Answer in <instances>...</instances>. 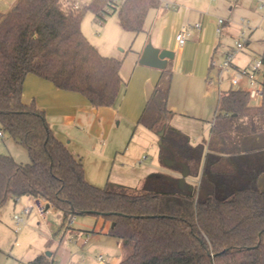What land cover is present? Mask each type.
Listing matches in <instances>:
<instances>
[{
  "label": "trees",
  "instance_id": "obj_1",
  "mask_svg": "<svg viewBox=\"0 0 264 264\" xmlns=\"http://www.w3.org/2000/svg\"><path fill=\"white\" fill-rule=\"evenodd\" d=\"M111 3V4H110ZM110 10H106L108 5ZM161 0H18L0 12V124L23 145L29 161L0 153V208L9 199H44L66 218L93 214L114 223L108 233L130 248L118 264H264V56L262 96L221 91L208 140L193 144L171 125L172 72L164 69L138 119L159 136L161 153L202 162L198 183L151 174L143 189L88 181L82 161L53 131L46 112L25 101L28 74L84 95L93 106L114 105L122 91L123 59L105 55L82 30L86 12L104 21L118 10L124 29L144 30ZM190 187V188H189ZM28 264H52L41 254Z\"/></svg>",
  "mask_w": 264,
  "mask_h": 264
},
{
  "label": "crops",
  "instance_id": "obj_2",
  "mask_svg": "<svg viewBox=\"0 0 264 264\" xmlns=\"http://www.w3.org/2000/svg\"><path fill=\"white\" fill-rule=\"evenodd\" d=\"M17 1L0 0V12L10 10ZM69 1L81 6L76 0ZM161 1V6L149 10L144 30L139 33H134L135 39H138L139 43L137 47H131L129 49L131 53V65L125 69V56L110 55L123 59L121 73L124 84L121 94L114 105L95 107L84 95L74 91L59 89L52 82L44 78L37 75L32 76L35 74H28L25 78L23 89L24 100L27 98L26 88L29 85L35 89L33 97L37 99L41 106L46 108L47 119L51 128L62 141L66 143V140H68L66 143L68 148L85 165L86 178L96 186H99L105 179V176H107L105 185L107 182H113L136 187L143 183L149 175L157 172V168L153 163H143V161H140L141 165L132 163L130 161L132 156L130 155L123 154L120 162L116 160L119 150H122L126 146L127 136L133 124H137L136 120L139 119L142 113L141 111L145 107L144 103L153 93L164 69L172 72V82L168 98V107L173 112L170 123L189 135L193 144H198L200 142L197 143V141L204 135V122L206 121V116H208L205 111L208 109V106L212 111L214 101L217 107L221 91L236 89L231 79L239 69L250 70L254 64V60L257 58L262 59L264 56L263 54L260 56L257 54L253 55L250 61L244 65L237 63V61L234 63L233 59V66L229 70H220L218 66L213 65V61L220 58L225 59L227 52L233 47L224 43V37L231 36L236 41L242 34L246 20L242 19L240 23H233L231 25L230 21L225 19L223 30L221 33H218V17L210 14L209 8L195 4L187 5L188 3H184L182 0ZM196 23H200L201 27H195ZM248 27L250 26L247 25L246 33ZM182 29L187 32V41L184 45H180L176 40V35ZM149 43L156 48H165L174 52V57L168 59L165 68L148 66L139 62L141 54ZM98 49L101 52L100 48ZM240 51L244 54L248 52L245 50V45ZM227 72L231 73L232 77L227 84H224L222 76ZM40 78L50 82L55 88L45 84ZM262 79L263 74L261 72L258 75V80L262 82ZM239 84H248V87L243 86L239 88L246 91H249L253 87L250 86L251 83L247 75L240 77L239 83L236 86ZM131 89H133V92H131ZM74 94L79 95L77 100L82 102L81 106L74 112L58 111L57 108L64 109L66 103L71 104V102H74L75 104ZM41 97L45 98L44 102L48 100L50 105H44L45 103H42ZM256 98L261 101V96L251 97V100ZM125 104L129 107V110L132 108V110H137V113L134 112L132 116L129 111L123 112V106ZM54 106H57V108ZM213 120L210 123L211 126ZM211 126L209 129V137L206 140L210 138ZM84 128L87 129L90 135L97 139L98 147L88 149L85 145L79 143L78 133L82 132ZM3 136L4 134L0 135L1 138ZM9 142L10 138L7 140V143ZM2 147L5 146L0 145V153L12 154L18 160L11 151H1L3 150ZM125 148L127 149L128 147ZM163 155L161 153L162 157ZM194 162L196 161H190V164ZM197 164L199 168L193 174L192 184L199 182L198 179H200L199 176L202 174L204 160ZM102 173H104L102 178L98 177ZM261 176L262 174L257 179L259 183ZM36 201L37 199L32 196L22 195L9 199L6 203L7 205L3 206L4 208L6 207L5 212L13 210L14 217L16 214H19L23 217V222H27L21 235H19L20 238L26 237V239L23 241L19 238L14 243V247H20L22 249L18 256L21 259L19 261L23 264H28L29 261L41 254H46L52 264H68L72 262L75 252L68 248V245H64L66 234L74 236L76 245L79 244L81 247L92 239L102 241L104 238L103 234L110 235L108 231L112 223L103 217L95 216L97 221L101 222V230L94 228L92 230L76 228L74 227L77 222L76 216H74L73 222L69 224V218H66L60 210L49 202L46 205V213L41 215L36 206ZM27 207H31L29 213L24 212ZM4 208L1 207L0 211ZM5 212H2V215ZM33 213H35V216L30 219L29 216ZM39 217H41L40 219L43 222L38 220ZM48 218H51V221ZM66 225L72 227L73 230L68 232L65 227ZM108 243L112 246V251H109L112 260H114L112 264H118L127 252L125 245L118 238L115 242L109 240ZM54 244L55 249L48 251L50 254L44 253L45 249ZM31 252H34L33 257L29 255ZM99 255L103 256V260H98ZM99 255L96 256L99 264H106L104 254L101 253ZM1 257L0 263L2 262Z\"/></svg>",
  "mask_w": 264,
  "mask_h": 264
},
{
  "label": "rangeland",
  "instance_id": "obj_3",
  "mask_svg": "<svg viewBox=\"0 0 264 264\" xmlns=\"http://www.w3.org/2000/svg\"><path fill=\"white\" fill-rule=\"evenodd\" d=\"M81 6L88 5L92 0H76ZM184 3H188L187 5H198L201 7L209 8V13L212 15H215L217 17H221L224 19H227L230 21V24L233 23H240L242 19L246 20L248 27L247 33L244 37L241 38L242 42L245 43V50L246 54L241 51L236 52L235 56L233 57L234 63L237 61L239 64H247L251 57L253 55L260 56L261 54L264 55V0H182ZM118 6H120L123 2V0H117ZM248 21V22H247ZM82 30L87 35L89 40L98 48H100L101 52L103 54L108 55H119L121 57H126L124 68L127 69V66L131 65L130 61V52L129 49L131 47H137L138 46V39H135L134 32L128 31L124 29L121 25L120 18L118 15V10L107 14L104 21H100L96 18L95 13L92 10H88L83 18L82 21ZM223 38V36H222ZM224 43L227 45L235 46V39L231 36L224 37ZM129 52V53H128ZM106 54V55H107ZM129 54V56H128ZM219 57V56H217ZM215 60V59H214ZM223 58L216 59L213 62H216L217 64L221 63ZM124 69V72H125ZM36 76V75H32ZM232 77V74L227 72L222 76V80L224 84H227V82L230 81ZM39 78V77H37ZM41 79V78H40ZM43 80V79H41ZM45 84H48L52 88H55L50 82L44 81ZM240 85V84H239ZM234 85L236 89H239L243 86L248 87L247 85H240V86ZM252 87V85L250 84ZM244 89V88H243ZM131 92H133V89H131ZM35 94V89L30 87L29 85L26 88V100L25 101H31L34 100L42 109L45 110L46 108L41 106L37 99L33 97ZM67 94V93H66ZM73 94V93H72ZM74 99L76 100L75 104L74 102L66 103V107L64 109L57 108V106H54L57 108L60 112H74L76 109L81 106L82 102H79L77 98H79V95H73ZM76 96V98H75ZM40 97V96H39ZM81 98V97H80ZM44 105H50L48 103V100L44 102L45 98H40ZM194 99L196 100L195 96ZM139 101V100H138ZM147 101V100H146ZM146 101L144 105L146 104ZM144 102V100H142ZM196 102V101H195ZM259 99H253L251 100L252 104H259ZM126 103V102H125ZM209 105V104H208ZM215 106V101H214ZM211 111L209 106L208 109L205 111L206 115V121L205 129H204V135L199 138L198 142L203 141V139H207L209 137V129L211 126V122L214 118L216 111V106ZM131 110V112H130ZM129 110V107L125 104L123 106V112H128L134 114V112L137 113V110H132V108ZM142 112V111H141ZM47 116V112H46ZM137 124H133L126 141L127 149L124 147L122 150H119L118 152V158L116 161L120 162L122 159V155H130L132 158L130 161L134 164L141 165L140 161H143V163H153L154 166L157 168V172L153 174H163L168 176L169 178L177 179L178 184H180V178L182 176V172L184 170L183 165L187 164L185 163L180 157L175 156L172 151L165 152L163 155L166 157L161 156V143L159 138V132L152 131L148 129L143 123H139L138 119L136 120ZM0 129L3 131V138L0 137V145H3L5 147H2L4 152H12L15 154V157L19 161H29V155L27 153L26 148L15 141L11 137V135L2 129V126L0 124ZM78 137L80 139L79 143L81 145H85L86 148L91 149L92 147L97 146V139H95L92 135H90L87 131V129H83L82 132L78 133ZM10 138V142L7 143V140ZM68 140H66V143ZM98 147V146H97ZM11 149V150H10ZM130 162V164H131ZM198 162L191 163L188 162L189 172L187 175V186L193 185L191 180L193 179V174L196 172L198 167ZM85 166V165H84ZM201 172V171H200ZM104 173L99 174L98 177L102 178ZM96 177V176H95ZM200 177V176H199ZM260 187L264 189V172L262 173V176L260 177ZM95 179V178H94ZM97 179V178H96ZM200 180V179H198ZM107 181V176H105V179L101 184H97L101 187L105 185ZM145 181L135 188L137 189H143L145 185ZM190 188V187H189ZM7 205V204H5ZM4 205V206H5ZM4 208V207H2ZM6 208V207H5ZM2 209L0 211V256H2V262L0 264H23L19 260L20 256H18L22 249L20 247H14V243L20 238L19 235H21L23 229L25 228L26 223L17 224L16 219L13 216V210H10L8 212H5L6 209ZM2 212H5L2 215ZM36 213V212H35ZM35 213L30 215V219H32L35 216ZM38 214V213H37ZM39 216V215H38ZM77 218V222L74 225L76 228L81 229H90L92 228L96 230H101V222L97 221V218L93 214H80L75 215ZM39 221L43 222L42 219ZM101 219V218H100ZM25 220V218H24ZM48 220L51 221V218H48ZM66 229L69 231H72L73 228L69 225L65 226ZM104 238L102 241H97L96 239L89 240L86 245L81 247L79 244L76 245V240L74 239V236H71V234H66V237L64 238V245L68 248L72 249L75 252V256L72 260V262L68 264H99V262L96 259V256L103 253L104 259L106 261V264H112L114 260H112V256H110L109 251H112V246L109 242V240H112V242H115L117 239L116 237L112 235H104ZM21 240H25L26 237H21ZM111 246V248H110ZM113 247H115L113 245ZM117 248V247H116ZM125 250H127L124 258L130 253L131 249L125 246ZM55 244L51 245L49 248L44 250V253H47L48 251L54 250ZM33 253L31 252L29 255H32L30 257H33Z\"/></svg>",
  "mask_w": 264,
  "mask_h": 264
},
{
  "label": "built area",
  "instance_id": "obj_4",
  "mask_svg": "<svg viewBox=\"0 0 264 264\" xmlns=\"http://www.w3.org/2000/svg\"><path fill=\"white\" fill-rule=\"evenodd\" d=\"M114 1H117V0H114ZM110 4L106 8L107 11L110 10V8H111ZM74 6L78 7V5H76V4H74ZM224 24H225V19L218 17V19H217V32L218 33L222 32ZM195 27L200 28L201 27L200 23H196ZM246 27H247V24L245 23L241 36L235 41V46H233L232 49H230L227 52L225 59L219 64H217L216 62H213V65L218 66L220 70H229L233 66V63H232L233 57L235 56L236 52L240 51L245 45V43L242 42L241 38L244 37V35L246 33ZM186 34H187V32L184 29H182L176 35V40L180 45H184L185 42L187 41ZM262 69H263V61L261 59L257 58L254 60V64L250 70L239 69L238 72L233 75L231 81L233 84L236 85L239 83L240 77L242 75H247L251 85L253 86L249 90L250 97L262 96V82H260L258 80V75H259V73L262 72ZM0 135H3L2 130H0ZM47 203H48V201H46L44 199H37L36 206H37L39 212L41 213V215H44L46 213ZM30 209H31V207H27V208H25L24 212L29 213ZM15 219H16V223L18 225L23 222V217L19 214L15 215ZM73 220H74V216L70 217L69 218V224H71L73 222ZM98 260H103V256L99 255Z\"/></svg>",
  "mask_w": 264,
  "mask_h": 264
},
{
  "label": "water",
  "instance_id": "obj_5",
  "mask_svg": "<svg viewBox=\"0 0 264 264\" xmlns=\"http://www.w3.org/2000/svg\"><path fill=\"white\" fill-rule=\"evenodd\" d=\"M173 57H174V52L172 50L165 48L164 49L156 48L151 43H149L147 44L143 53L141 54L139 62L144 65L163 69L166 67L168 63V59ZM163 132H164V128L159 131V135H162ZM183 168L184 170L182 172V176L180 178V184H179L181 188L186 187V178L189 172V167L187 164H184ZM113 225L114 223H112V226ZM47 254H50V252H47Z\"/></svg>",
  "mask_w": 264,
  "mask_h": 264
}]
</instances>
